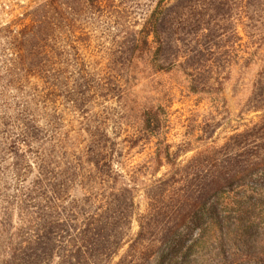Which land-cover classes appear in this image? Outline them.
I'll use <instances>...</instances> for the list:
<instances>
[{"label": "rangeland", "instance_id": "374dc122", "mask_svg": "<svg viewBox=\"0 0 264 264\" xmlns=\"http://www.w3.org/2000/svg\"><path fill=\"white\" fill-rule=\"evenodd\" d=\"M42 1L0 0V67L17 56L9 35L37 31L20 48L27 59L19 70L0 72V262H11L17 242L25 264L86 262L85 247L63 241L69 232L49 246L37 241L39 223L56 214L49 185L59 179L80 212L119 195L113 211L126 242L94 256L96 264H264V108H253L264 100V75L235 62L247 49L246 23L264 41V0H218L208 14L213 29L203 45L214 51L206 54L214 68L200 78V94L188 91L181 71L128 63L127 39L156 0H108L106 16L78 11L33 30ZM189 4L178 0L175 11ZM114 12H122L118 28L105 21ZM145 106L160 114L176 165L151 161L156 138L140 131ZM109 179L118 189L97 190Z\"/></svg>", "mask_w": 264, "mask_h": 264}, {"label": "trees", "instance_id": "16d2710c", "mask_svg": "<svg viewBox=\"0 0 264 264\" xmlns=\"http://www.w3.org/2000/svg\"><path fill=\"white\" fill-rule=\"evenodd\" d=\"M178 0H156L154 4L145 13L142 14V20L139 27L130 34L127 39V55L128 63L132 68L137 65L148 63L155 73H172L181 71L187 77L188 91L193 94H200L203 91L199 89L203 86L200 83V78H204V74L214 68L212 62L207 59L206 54L210 52L212 55L211 47L204 46V42L210 36V31L213 26L210 23L213 21L208 14L212 9L219 6L218 0H210L212 3H206V0H189L190 4L184 11H175V3ZM180 1V0H179ZM108 0H44L36 7L38 9H46L44 16H40L34 21L32 19L33 30L36 27L42 28L43 25H49V19L59 15L74 16L78 11H90L99 16L107 15L109 5ZM110 4V3H109ZM111 5V4H110ZM35 10V11H36ZM37 14H40L37 12ZM111 16L105 18L112 27H120L122 25L121 13H109ZM39 16V15H38ZM68 19V18H66ZM70 20H73L70 18ZM30 27V26H29ZM193 29H188L192 28ZM245 34L248 37L247 49L242 53L237 52L236 64L241 62L244 66L257 65L258 77L264 75V41L259 42L261 37L260 33L251 26L248 27L246 23ZM24 27L20 28L17 34L9 35L15 42L16 54L9 62L0 67V72H4L7 76H12L25 62L26 55L20 48H24L28 40H37V31L29 36L24 32ZM26 28V27H25ZM234 35L237 40L241 37L238 34V29L234 28ZM212 52V53H211ZM206 57V59H205ZM129 79V78H128ZM127 79L125 84H127ZM202 84V85H201ZM221 84V83H220ZM223 90L222 85L218 89L221 94ZM256 88L253 91V97L257 98ZM264 94L263 92L259 91ZM260 95V96H262ZM254 109L264 108V100L261 104L253 107ZM160 114L153 107H143L140 131L144 133L149 132L148 137L156 138L155 151L152 154L151 161L155 160L156 169L162 165H176L179 153L172 151V145L168 143L166 135L159 132L160 128ZM17 138L20 148L27 146V131L25 126L18 127ZM149 138V139H150ZM111 162V156H109ZM53 179L51 191L54 192V219L45 220L41 225L40 230L42 234L38 236V244L42 245L40 241L43 239V244L48 245L52 240L57 239L59 232H69V235L63 236L64 242L77 246L80 250L85 247L87 254L86 262L82 264H96L99 257L111 252L115 253L126 242L124 234L121 235L119 225L117 224L118 217L116 216L113 208L115 206L112 202L118 203V193H114L111 199L106 198L104 203L100 200L99 205L95 210H88L80 212L77 210L76 198L63 197L61 192L64 190L65 181L57 179L58 184H55ZM113 190L116 187L115 181L105 180L99 182L97 190ZM118 189V188H117ZM116 192V191H115ZM117 207V205H116ZM193 209H190L192 212ZM186 222V219L178 222L177 227ZM144 223L139 221L140 230L137 235L144 231ZM36 229H39V225ZM56 230V232L54 231ZM62 234V233H61ZM25 238L22 242H27ZM75 240V241H74ZM21 242V243H22ZM22 245V244H21ZM19 243L11 253L7 254V260L11 262L0 264H25L26 256H23ZM49 246V245H48ZM54 246V245H52ZM44 249L46 247H43ZM41 252H35L32 255H40ZM95 254V255H94ZM95 256V257H94ZM95 260V261H94ZM100 264V263H97Z\"/></svg>", "mask_w": 264, "mask_h": 264}]
</instances>
